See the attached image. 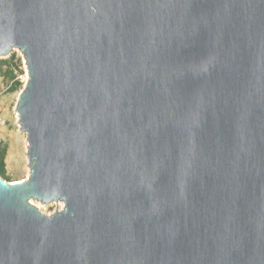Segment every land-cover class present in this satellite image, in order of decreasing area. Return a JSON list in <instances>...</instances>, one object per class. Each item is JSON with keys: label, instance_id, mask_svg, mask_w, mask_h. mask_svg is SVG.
<instances>
[{"label": "water", "instance_id": "water-1", "mask_svg": "<svg viewBox=\"0 0 264 264\" xmlns=\"http://www.w3.org/2000/svg\"><path fill=\"white\" fill-rule=\"evenodd\" d=\"M14 46L0 264H264V0H0Z\"/></svg>", "mask_w": 264, "mask_h": 264}, {"label": "rangeland", "instance_id": "rangeland-1", "mask_svg": "<svg viewBox=\"0 0 264 264\" xmlns=\"http://www.w3.org/2000/svg\"><path fill=\"white\" fill-rule=\"evenodd\" d=\"M27 72L26 58L19 48L0 57V167L5 180L10 182L26 179L30 174L27 135L21 130L16 110L19 95L29 79ZM33 202L47 215L63 207L62 201Z\"/></svg>", "mask_w": 264, "mask_h": 264}, {"label": "bare ground", "instance_id": "bare-ground-1", "mask_svg": "<svg viewBox=\"0 0 264 264\" xmlns=\"http://www.w3.org/2000/svg\"><path fill=\"white\" fill-rule=\"evenodd\" d=\"M12 49L10 50V52L9 53H7V54H4V55H0V57H2V56H6V55H8V54H10L14 49H16L17 47L16 46H14V47H11ZM28 66V65H27ZM28 73V72H27ZM26 73V76H27V78H29V74H27ZM17 116H18V122H19V124H20V127H21V130L23 129V127H22V124L20 123V115H19V113H18V111H17ZM23 131V130H22ZM24 133H26V131H23ZM26 135H27V133H26ZM27 146H28V150H29V140H28V135H27ZM27 156H28V151H27ZM28 158H29V160H30V157L28 156ZM30 162V161H29ZM29 170H30V172H31V167H30V164H29ZM33 200L34 199H32V203L34 204V202H33ZM35 200H37V199H35ZM40 201V200H39ZM61 201V200H60ZM42 202V201H41ZM52 202H56V201H51V202H49V203H52ZM63 202V201H62ZM44 203V202H43ZM45 204H48V203H45ZM63 206H64V203H63ZM38 207V206H37Z\"/></svg>", "mask_w": 264, "mask_h": 264}, {"label": "trees", "instance_id": "trees-1", "mask_svg": "<svg viewBox=\"0 0 264 264\" xmlns=\"http://www.w3.org/2000/svg\"><path fill=\"white\" fill-rule=\"evenodd\" d=\"M0 175L5 179L4 174H3L2 167H0ZM9 181H10V180H9Z\"/></svg>", "mask_w": 264, "mask_h": 264}]
</instances>
